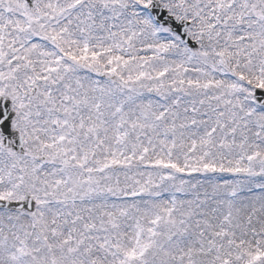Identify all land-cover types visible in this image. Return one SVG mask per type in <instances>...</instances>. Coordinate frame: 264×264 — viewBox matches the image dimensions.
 I'll list each match as a JSON object with an SVG mask.
<instances>
[{
    "label": "snow or ice",
    "instance_id": "6c2138e0",
    "mask_svg": "<svg viewBox=\"0 0 264 264\" xmlns=\"http://www.w3.org/2000/svg\"><path fill=\"white\" fill-rule=\"evenodd\" d=\"M0 264H264V0H0Z\"/></svg>",
    "mask_w": 264,
    "mask_h": 264
}]
</instances>
